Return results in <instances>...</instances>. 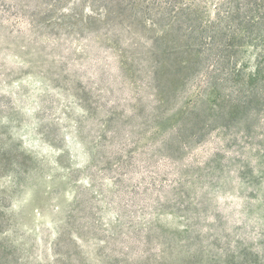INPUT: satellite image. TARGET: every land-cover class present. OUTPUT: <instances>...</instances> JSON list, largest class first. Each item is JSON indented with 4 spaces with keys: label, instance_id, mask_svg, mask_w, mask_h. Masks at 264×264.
<instances>
[{
    "label": "rangeland",
    "instance_id": "1",
    "mask_svg": "<svg viewBox=\"0 0 264 264\" xmlns=\"http://www.w3.org/2000/svg\"><path fill=\"white\" fill-rule=\"evenodd\" d=\"M0 264H264V0H0Z\"/></svg>",
    "mask_w": 264,
    "mask_h": 264
}]
</instances>
